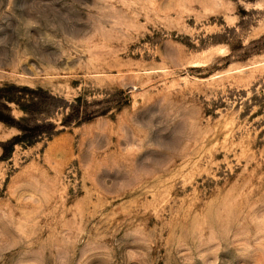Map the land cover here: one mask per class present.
Segmentation results:
<instances>
[{
  "label": "rangeland",
  "instance_id": "obj_1",
  "mask_svg": "<svg viewBox=\"0 0 264 264\" xmlns=\"http://www.w3.org/2000/svg\"><path fill=\"white\" fill-rule=\"evenodd\" d=\"M0 264H264V0H0Z\"/></svg>",
  "mask_w": 264,
  "mask_h": 264
}]
</instances>
